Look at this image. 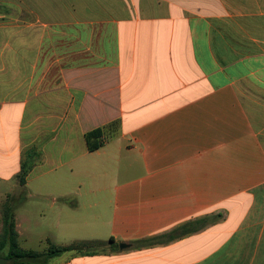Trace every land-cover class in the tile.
<instances>
[{
	"label": "crops",
	"instance_id": "1",
	"mask_svg": "<svg viewBox=\"0 0 264 264\" xmlns=\"http://www.w3.org/2000/svg\"><path fill=\"white\" fill-rule=\"evenodd\" d=\"M2 203L20 246H118L47 264H264V0H0Z\"/></svg>",
	"mask_w": 264,
	"mask_h": 264
},
{
	"label": "trees",
	"instance_id": "2",
	"mask_svg": "<svg viewBox=\"0 0 264 264\" xmlns=\"http://www.w3.org/2000/svg\"><path fill=\"white\" fill-rule=\"evenodd\" d=\"M120 127L119 122H113L102 128H97L88 134H86V144L89 151L93 152L100 149L104 145L106 136H111L112 132H116ZM36 148H31L25 153L24 160L22 162L21 172L18 174V181L21 186L26 184V179L34 165L35 154L38 157L41 153L35 151ZM3 215V227L0 235V254L5 252L4 257L11 259L10 264H47L50 259L61 257L68 252L76 251L77 254L87 253L88 250L97 251L98 249L112 245V248H118L115 246L114 239H111L108 243L105 242H76L69 246H60L52 242L47 241V248L43 252L34 250L23 249L20 246L18 240V234L15 230V222L13 216V209L10 205L6 204L2 210ZM190 224L184 225L172 233L163 236H155L142 241L144 244L156 245L159 243H166L176 239H180L188 234L197 232L202 227ZM165 238V241L161 239Z\"/></svg>",
	"mask_w": 264,
	"mask_h": 264
},
{
	"label": "rangeland",
	"instance_id": "3",
	"mask_svg": "<svg viewBox=\"0 0 264 264\" xmlns=\"http://www.w3.org/2000/svg\"><path fill=\"white\" fill-rule=\"evenodd\" d=\"M13 9H10V8H6L5 9V11L6 12H10V11H12ZM18 12V11H17ZM18 13H20V12H18ZM37 153H38V150H35ZM28 152V151H27ZM35 158H34V165H33V167H32V169L34 168V166H36L38 163H40L41 162V160H42V157H41V155L38 157V155H36L35 154V156H34ZM31 169V170H32ZM31 172V171H30ZM7 201V200H6ZM6 203V202H5ZM10 204V203H9ZM3 206H4V204L2 203V208H3ZM57 245H60V246H63L64 244H57ZM21 247L23 248V249H33V250H35V251H38V252H43V251H45L46 250V248H47V242H34V243H27V244H25V243H21ZM99 250H102V249H99Z\"/></svg>",
	"mask_w": 264,
	"mask_h": 264
},
{
	"label": "water",
	"instance_id": "4",
	"mask_svg": "<svg viewBox=\"0 0 264 264\" xmlns=\"http://www.w3.org/2000/svg\"><path fill=\"white\" fill-rule=\"evenodd\" d=\"M127 247H128V245H126V244H120L121 249H124ZM10 263H11V259L0 257V264H10Z\"/></svg>",
	"mask_w": 264,
	"mask_h": 264
}]
</instances>
